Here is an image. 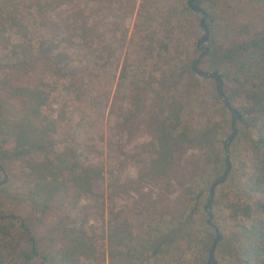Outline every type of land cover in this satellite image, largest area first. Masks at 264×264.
<instances>
[{
  "label": "trees",
  "instance_id": "16d2710c",
  "mask_svg": "<svg viewBox=\"0 0 264 264\" xmlns=\"http://www.w3.org/2000/svg\"><path fill=\"white\" fill-rule=\"evenodd\" d=\"M157 1L140 9L139 39L148 40L141 45V75H132L125 57L113 100L114 129L129 137L126 157L138 165L137 175L115 176L107 224L104 215L94 224L79 209L95 194L105 166L76 146L58 144L61 120L51 105L60 85L80 90L90 74V64L87 73L75 64L76 48L91 64L119 66L123 44L107 42L100 27L106 16L122 21L133 15L136 3L0 0V60L7 63L0 70V155L21 160L32 204L25 216L0 211V264H145L161 254H169L170 264H206L204 246L217 233L206 220L209 196L202 183L208 169L223 174L226 168L223 131L232 129V117L215 81L192 69L201 53L203 13L192 10L189 0L169 2L162 12L153 7ZM196 4L208 14L210 32L199 68L219 73L224 94L241 114L230 146L232 170L215 194L212 222L229 228L225 264H264V0ZM65 6L72 7L55 18ZM204 80L213 83L215 108L189 97ZM233 146L246 149L236 163ZM124 201L150 218L147 228L135 226ZM194 218L204 228L184 243ZM206 249L208 254L212 247Z\"/></svg>",
  "mask_w": 264,
  "mask_h": 264
},
{
  "label": "rangeland",
  "instance_id": "374dc122",
  "mask_svg": "<svg viewBox=\"0 0 264 264\" xmlns=\"http://www.w3.org/2000/svg\"><path fill=\"white\" fill-rule=\"evenodd\" d=\"M136 3L135 13L124 18V20L115 21L112 16H106V24H102L100 30L105 32L106 41L109 43L116 42L119 46L123 44L120 52V64L116 66L105 65L103 61L97 64H91L85 52L76 48L73 52V58L76 65L83 66L85 73L88 72V65L91 66L90 74L86 77V82L81 84L82 89L68 91L64 86L56 90L52 112L61 120L57 141L60 146L70 144L76 146L80 151L88 153L94 161H99L105 166L104 178L96 184L95 194L85 197L81 201L79 215L81 218H88L90 223H101L103 215L107 224L108 189L115 178H135L137 175L138 165L134 161L127 159V150L131 147V142L127 134H122L114 129L115 115L112 113L113 100L124 58L128 57L132 64V75H141V66L145 55L141 52V45H147L148 40H140V35L144 34L138 25L140 19L141 7L150 0H134ZM174 0H158L153 7L164 8L169 2ZM72 6H65L55 13V18L62 17L69 12ZM157 8V9H158ZM158 22H161V17ZM104 19V17H103ZM121 19V17H120ZM156 25V24H155ZM154 25V26H155ZM111 26L118 29L111 32ZM157 27V26H156ZM125 35V36H124ZM125 37V40L122 38ZM151 60V59H150ZM6 60H0V70L5 67ZM1 80V78H0ZM213 83L211 80H204L200 88L189 92L191 100H203L211 107L215 108L216 100L213 98ZM217 110V109H216ZM233 130L225 128L223 138L226 139ZM2 129L0 128V140L2 138ZM233 146L232 157L236 163L240 156L245 153L244 146H240L239 151ZM130 161V162H129ZM222 173L213 174L210 169L207 170L205 179L202 183L206 195L209 196L208 187ZM6 179V182L0 186V211L14 210L17 214L25 216L31 209V202L25 196L26 183L29 180L28 171L23 167L21 160H6L0 155V182ZM243 181V179H242ZM241 181V182H242ZM217 187L216 193L220 192ZM104 195V197H103ZM128 215L137 228L148 227L150 218L147 215H138L130 209L129 202L124 201ZM196 219V220H195ZM221 239L216 245L215 257L218 264H225L230 261L228 251L225 247L226 237H229V228L225 221L221 223ZM200 228H204L199 222V218L191 219V232L186 236L184 243L190 241V238L198 234ZM107 231V230H106ZM192 234V236L190 235ZM225 235V237H224ZM211 243L208 241V247L214 245L215 239ZM231 244L233 239L229 240ZM100 243L107 246L105 236L100 237ZM195 244V242H193ZM207 244L204 246V256L206 264L210 257L207 254ZM169 254H161L151 257L145 264H170Z\"/></svg>",
  "mask_w": 264,
  "mask_h": 264
},
{
  "label": "water",
  "instance_id": "95a60500",
  "mask_svg": "<svg viewBox=\"0 0 264 264\" xmlns=\"http://www.w3.org/2000/svg\"><path fill=\"white\" fill-rule=\"evenodd\" d=\"M188 4L192 10H194L196 12H202L203 13L201 22H202V26L204 28V34L199 38L198 43H197L198 48L201 49V53L194 60V62L192 64V69L197 73L198 76L210 78V79L215 81L217 93L222 98L224 104L229 109V111L231 113V117H232V123L231 124H232V130L233 131L231 132V134H229V136L226 138V140L224 142V148H225V152H226V168L223 171V174L220 175L219 177H217L212 182L209 197H208L206 205L204 207L206 214H207V219H206L207 223L209 225L215 227V230L217 233V237L215 239L214 245L212 246V249L210 252V257L208 259L207 264H218L216 257H215V249H216V245L218 244V242L221 239V233H220L219 229L212 222V219H213V202H214L217 187L220 184H223L226 182V180H227V178H228V176L232 170V161L230 158V146H231L234 138L236 137V135L238 133L237 122H238V120L241 119V114L236 108H234L231 105L228 98L224 94L223 81H222V78L220 77L219 73L218 72H208V71L201 70L199 68V64H200L201 60L207 56L208 51H209L208 47L206 46V43L208 42L209 37H210V32H209V28L207 25L208 14L206 13V11L204 9H202L199 5L196 4V0H189ZM5 182H6V179L3 180L2 182H0V186L3 185Z\"/></svg>",
  "mask_w": 264,
  "mask_h": 264
}]
</instances>
